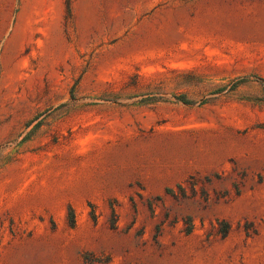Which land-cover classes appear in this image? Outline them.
I'll list each match as a JSON object with an SVG mask.
<instances>
[{"label": "rangeland", "instance_id": "1", "mask_svg": "<svg viewBox=\"0 0 264 264\" xmlns=\"http://www.w3.org/2000/svg\"><path fill=\"white\" fill-rule=\"evenodd\" d=\"M0 264H264V0H0Z\"/></svg>", "mask_w": 264, "mask_h": 264}, {"label": "trees", "instance_id": "2", "mask_svg": "<svg viewBox=\"0 0 264 264\" xmlns=\"http://www.w3.org/2000/svg\"><path fill=\"white\" fill-rule=\"evenodd\" d=\"M70 218H72V221H73V211L72 210H70Z\"/></svg>", "mask_w": 264, "mask_h": 264}]
</instances>
